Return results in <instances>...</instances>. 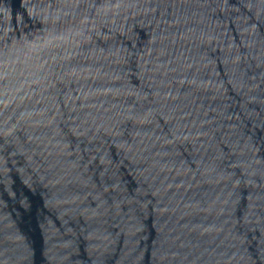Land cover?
Segmentation results:
<instances>
[{
    "label": "water",
    "instance_id": "water-1",
    "mask_svg": "<svg viewBox=\"0 0 264 264\" xmlns=\"http://www.w3.org/2000/svg\"><path fill=\"white\" fill-rule=\"evenodd\" d=\"M0 264H264V0H0Z\"/></svg>",
    "mask_w": 264,
    "mask_h": 264
}]
</instances>
